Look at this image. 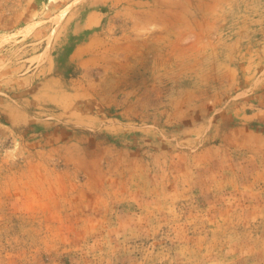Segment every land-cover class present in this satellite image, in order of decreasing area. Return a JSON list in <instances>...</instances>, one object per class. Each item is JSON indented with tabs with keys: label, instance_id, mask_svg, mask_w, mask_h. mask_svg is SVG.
<instances>
[{
	"label": "rangeland",
	"instance_id": "374dc122",
	"mask_svg": "<svg viewBox=\"0 0 264 264\" xmlns=\"http://www.w3.org/2000/svg\"><path fill=\"white\" fill-rule=\"evenodd\" d=\"M0 264H264V0H0Z\"/></svg>",
	"mask_w": 264,
	"mask_h": 264
}]
</instances>
